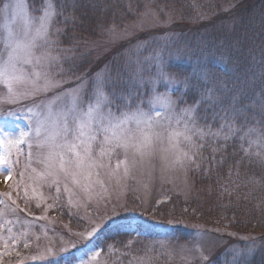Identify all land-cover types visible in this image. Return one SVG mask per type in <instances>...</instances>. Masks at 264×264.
Returning a JSON list of instances; mask_svg holds the SVG:
<instances>
[{
	"label": "rangeland",
	"instance_id": "1",
	"mask_svg": "<svg viewBox=\"0 0 264 264\" xmlns=\"http://www.w3.org/2000/svg\"><path fill=\"white\" fill-rule=\"evenodd\" d=\"M36 1L20 0V9L18 0H0V127L27 133L19 145L0 136V264H209L213 255L230 264L229 255L264 249L262 233L195 216L194 205L240 193L221 172L216 184L195 177L207 133L165 70L171 51L187 48L168 36L172 12L139 8L136 19L83 36L57 22L55 0ZM205 1L192 0L188 10L200 12ZM49 3L55 15L38 35ZM98 101L82 144L73 133ZM101 116L108 118L98 125ZM125 116L118 139L105 143L98 129Z\"/></svg>",
	"mask_w": 264,
	"mask_h": 264
},
{
	"label": "trees",
	"instance_id": "2",
	"mask_svg": "<svg viewBox=\"0 0 264 264\" xmlns=\"http://www.w3.org/2000/svg\"><path fill=\"white\" fill-rule=\"evenodd\" d=\"M55 1L57 22L83 36L97 34L112 20L136 19L139 8L172 12L168 36L175 46L179 42L187 48L183 55L172 50L175 59L165 61V70L178 78L180 104L195 107V122L207 133L200 147L203 167L195 177L202 186L209 179L216 184L221 178L215 174L221 172L229 188L240 193L232 202L215 197L194 205L195 216L201 223L264 235V0H206L209 6L200 12L188 10L192 0ZM247 128L250 134L257 128L260 138L245 136ZM215 192L211 189L209 195ZM219 258L213 255L209 264H226ZM230 258V264H264V249Z\"/></svg>",
	"mask_w": 264,
	"mask_h": 264
},
{
	"label": "snow or ice",
	"instance_id": "3",
	"mask_svg": "<svg viewBox=\"0 0 264 264\" xmlns=\"http://www.w3.org/2000/svg\"><path fill=\"white\" fill-rule=\"evenodd\" d=\"M15 6L17 8H20V9L23 8V4L20 2V0H18L17 4ZM54 15H55L54 8H53L52 4L49 3L48 4V8L45 10L43 16L40 18V28L37 29V34L38 35H46V33H47V25L50 22V19ZM41 30H43V32H41ZM5 46L6 47H10V45H9V43L7 41L5 42ZM14 52H15V48H12V50L9 52V59L12 58V55L14 54ZM4 76H5V73H4L3 69H0V77H4ZM9 91H11L10 87H9ZM99 106H100V102L99 101L97 102V104L95 106H89L88 112L85 113V115L89 117V121L88 122L80 121L78 123V125H77V128L75 129V131L73 133L75 139L80 140L82 144L86 143V142L84 140H81V137H84L89 132H92L91 122L90 121L92 119L93 113L96 112L99 109ZM158 114L159 113H157V115ZM9 115H12V114L9 113ZM108 115L111 116L112 114L109 113ZM141 115H143V113H141ZM107 118L108 117L101 116V118L99 120H97L96 123L98 125H100V124H102V121L107 119ZM116 119L118 120V122L116 124H112L111 120H109V124L108 125H104V126H102V127H100L98 129L99 131L105 133V136H104V142L105 143H112V139L113 138H117L118 139V137H116V133H115L114 129L118 128L120 126V124L124 123L127 119H130V117L125 116L124 120H119V118H116ZM68 132H69V128H68V125H67V121H65V124H64V133H65V135H67ZM108 132H112V134H113L112 137H109L107 135ZM26 134L27 133L24 132V131H19L17 134H14V133L8 131L6 129V127H0V136H3L5 138V141L7 143H9V144L19 145V144L23 143L24 142V136ZM14 135H15V139H12V137ZM185 138L186 139H190L188 137H185ZM95 139H96V137H95L94 134L89 136V140L90 141H94ZM115 146L116 147H120L122 145L121 144H116ZM71 147H72V149H75L76 145L73 144V145H71ZM85 152L86 153L90 152V144H88V146L85 148ZM77 155H79V154L77 153ZM0 165H5L6 166V160H5L4 157H0ZM4 170L6 172H10V169H7L6 167H5ZM6 178H10V176H8ZM65 254L71 256L70 252H67ZM69 264H71V261H69Z\"/></svg>",
	"mask_w": 264,
	"mask_h": 264
}]
</instances>
